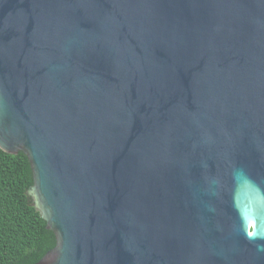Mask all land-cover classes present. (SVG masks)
<instances>
[{"label": "water", "instance_id": "obj_1", "mask_svg": "<svg viewBox=\"0 0 264 264\" xmlns=\"http://www.w3.org/2000/svg\"><path fill=\"white\" fill-rule=\"evenodd\" d=\"M0 150L38 264H264V0H0Z\"/></svg>", "mask_w": 264, "mask_h": 264}, {"label": "trees", "instance_id": "obj_2", "mask_svg": "<svg viewBox=\"0 0 264 264\" xmlns=\"http://www.w3.org/2000/svg\"><path fill=\"white\" fill-rule=\"evenodd\" d=\"M32 183L26 156L0 150V264H38L55 247L54 234L26 194Z\"/></svg>", "mask_w": 264, "mask_h": 264}]
</instances>
